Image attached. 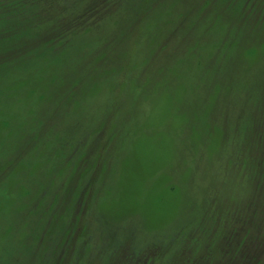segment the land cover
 <instances>
[{
  "label": "rangeland",
  "instance_id": "rangeland-1",
  "mask_svg": "<svg viewBox=\"0 0 264 264\" xmlns=\"http://www.w3.org/2000/svg\"><path fill=\"white\" fill-rule=\"evenodd\" d=\"M71 1L0 0V264H264V10Z\"/></svg>",
  "mask_w": 264,
  "mask_h": 264
},
{
  "label": "trees",
  "instance_id": "trees-1",
  "mask_svg": "<svg viewBox=\"0 0 264 264\" xmlns=\"http://www.w3.org/2000/svg\"><path fill=\"white\" fill-rule=\"evenodd\" d=\"M45 3H47V0H6L2 4V7L5 9L4 24L7 26L5 30L8 32L9 37L17 38L20 36L18 31L19 26L23 30L27 28L31 31L29 34L36 35L42 27L49 23V20L41 16L40 11L37 14L35 12L39 8L38 6H43ZM245 9L250 11L264 10V0H246ZM88 11L81 1H71L65 8L64 14L65 16L71 17L73 21L74 19L77 20L78 24L71 27L68 26L61 32H58L53 42L59 39L69 38L80 32L84 28L82 20L87 19L86 16L89 15ZM11 23H14L15 27H11Z\"/></svg>",
  "mask_w": 264,
  "mask_h": 264
}]
</instances>
